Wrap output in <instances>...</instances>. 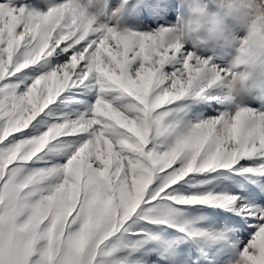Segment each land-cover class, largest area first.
Segmentation results:
<instances>
[{"label": "snow or ice", "instance_id": "snow-or-ice-1", "mask_svg": "<svg viewBox=\"0 0 264 264\" xmlns=\"http://www.w3.org/2000/svg\"><path fill=\"white\" fill-rule=\"evenodd\" d=\"M171 7L110 0L119 31L72 0H0V264H264V102L221 106L208 61L165 43ZM233 173L254 187L178 190Z\"/></svg>", "mask_w": 264, "mask_h": 264}, {"label": "clouds", "instance_id": "clouds-1", "mask_svg": "<svg viewBox=\"0 0 264 264\" xmlns=\"http://www.w3.org/2000/svg\"><path fill=\"white\" fill-rule=\"evenodd\" d=\"M110 0H72L99 30L124 31ZM165 43L189 48L213 69V95L226 110L264 102V0H175Z\"/></svg>", "mask_w": 264, "mask_h": 264}, {"label": "rangeland", "instance_id": "rangeland-1", "mask_svg": "<svg viewBox=\"0 0 264 264\" xmlns=\"http://www.w3.org/2000/svg\"><path fill=\"white\" fill-rule=\"evenodd\" d=\"M170 5L172 6L170 9L171 16L170 19L174 18L175 14V7L176 3L175 0H168ZM62 95H68L67 91ZM83 99V97H81ZM65 103H73L71 100L65 101ZM58 106H61V100L58 98L56 101H54L49 107L51 108H58ZM194 111L202 112L204 115H212V111L210 108L207 107L206 104H201L199 106H196ZM65 111H71L70 109H65ZM69 139H74L73 137H70ZM214 175V171H213ZM245 175L250 174H235L233 173L231 178H223L222 180H213L208 179L206 177L197 176V180L200 181L197 183L196 187H190L187 183L178 185V190L182 193H203V192H213V193H222V194H243L246 190H249L251 187H254V185H251L248 180L245 179ZM185 216L189 219H193L196 222L202 223L204 225H212L213 223L219 224L226 222V220L233 216L231 212H226L222 208H209L206 206L197 205L191 208H186L184 210ZM153 231L159 233L161 235V239H167L170 236L178 235L173 229L171 228H163L162 226L156 227L154 226L152 228ZM139 237L129 235V240H135ZM148 247H154L159 242L157 241H148L146 242ZM143 249L137 254L134 255H142Z\"/></svg>", "mask_w": 264, "mask_h": 264}]
</instances>
